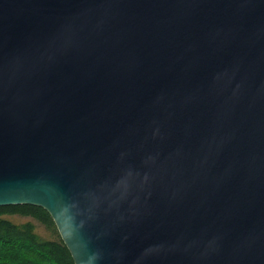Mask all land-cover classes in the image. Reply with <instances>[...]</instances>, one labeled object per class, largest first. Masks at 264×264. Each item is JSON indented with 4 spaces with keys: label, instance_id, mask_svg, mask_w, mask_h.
Here are the masks:
<instances>
[{
    "label": "water",
    "instance_id": "95a60500",
    "mask_svg": "<svg viewBox=\"0 0 264 264\" xmlns=\"http://www.w3.org/2000/svg\"><path fill=\"white\" fill-rule=\"evenodd\" d=\"M74 264H264V0H0V207Z\"/></svg>",
    "mask_w": 264,
    "mask_h": 264
},
{
    "label": "trees",
    "instance_id": "16d2710c",
    "mask_svg": "<svg viewBox=\"0 0 264 264\" xmlns=\"http://www.w3.org/2000/svg\"><path fill=\"white\" fill-rule=\"evenodd\" d=\"M0 264H74V261L46 210L12 205L0 207Z\"/></svg>",
    "mask_w": 264,
    "mask_h": 264
},
{
    "label": "rangeland",
    "instance_id": "374dc122",
    "mask_svg": "<svg viewBox=\"0 0 264 264\" xmlns=\"http://www.w3.org/2000/svg\"><path fill=\"white\" fill-rule=\"evenodd\" d=\"M22 222H24V221L22 220ZM37 232L40 233V234H43L42 229H38Z\"/></svg>",
    "mask_w": 264,
    "mask_h": 264
}]
</instances>
